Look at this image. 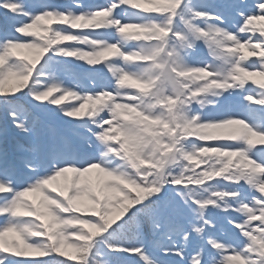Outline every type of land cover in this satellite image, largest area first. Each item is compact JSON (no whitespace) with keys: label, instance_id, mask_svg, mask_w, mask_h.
Here are the masks:
<instances>
[{"label":"snow or ice","instance_id":"snow-or-ice-1","mask_svg":"<svg viewBox=\"0 0 264 264\" xmlns=\"http://www.w3.org/2000/svg\"><path fill=\"white\" fill-rule=\"evenodd\" d=\"M0 264H264V0H0Z\"/></svg>","mask_w":264,"mask_h":264},{"label":"rangeland","instance_id":"rangeland-1","mask_svg":"<svg viewBox=\"0 0 264 264\" xmlns=\"http://www.w3.org/2000/svg\"><path fill=\"white\" fill-rule=\"evenodd\" d=\"M22 51H25V54L22 52ZM245 55H247V52L245 50ZM17 55L19 56H27V57H31L34 55V53H32L30 50H27V49H23V50H17ZM252 59H255V57H252ZM76 101L73 99V98H67L64 102L62 103H75ZM230 131L229 129H219V130H212L213 134H218V135H222V134H227V132ZM90 178L95 181V173L93 174H90ZM58 184L59 183H62V181H58L57 182ZM31 198V197H30ZM6 240H15L16 237L13 236V235H9L8 237L5 238Z\"/></svg>","mask_w":264,"mask_h":264},{"label":"trees","instance_id":"trees-1","mask_svg":"<svg viewBox=\"0 0 264 264\" xmlns=\"http://www.w3.org/2000/svg\"><path fill=\"white\" fill-rule=\"evenodd\" d=\"M12 87V84L11 83H9V84H6L5 85V90L7 91V90H9L10 88ZM66 251H71L70 249H66ZM37 258H39V257H37Z\"/></svg>","mask_w":264,"mask_h":264}]
</instances>
